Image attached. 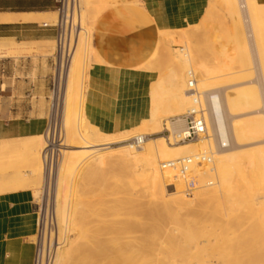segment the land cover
<instances>
[{"label":"bare ground","instance_id":"6f19581e","mask_svg":"<svg viewBox=\"0 0 264 264\" xmlns=\"http://www.w3.org/2000/svg\"><path fill=\"white\" fill-rule=\"evenodd\" d=\"M224 1H225V5L227 8L226 12L229 13L228 16L229 17L231 16L233 18L232 29H231L233 34H232V37L230 36V44L225 46V48L223 47L224 50L220 48L221 49V51L219 52V57H220L219 63L220 64L218 63L220 66H218V68H217V66H215V68H217L216 72H215V68H214L215 74H212L210 71V70H213L212 69L213 67L206 68L209 66V64H207L208 66L203 65L204 62L201 60L200 57H198L199 52H198V54L194 52L197 49H198L197 51H199V48H198L199 46L197 44H196L197 46L194 45L195 43L190 41L189 39L184 40L185 41L184 44L186 45L185 47L180 48V49H173L172 50L173 53L166 49V51L172 53L171 56L168 55V53H167V55H168V57L169 56L171 57V59L169 58V60L171 61L172 65H175L172 67L174 69H171L169 73L166 72L168 74L166 76V79H161L160 81L157 80L158 84H157L156 88H154L155 86L153 87L155 90L152 88L153 94L151 92L150 93H151V96L153 95L154 99L152 97H151V99H152V101L154 100L153 101L154 105L151 102L152 103V109H151L152 111H150L151 117L148 120L143 121L142 124L137 127V128H140L139 131L141 134L138 131H135V133L136 132H138V133L133 135V136H130L131 133L130 134L128 133L129 130H128V132L125 131L129 134L128 136H117L119 133L118 134H107V133L100 131L97 127L90 125L88 123V121H87V123L86 122L85 123L90 125V126L88 125L89 128L91 126H93V128L87 129L86 128L87 125L85 126V124L83 122L84 119L87 120V118L85 116V93H86V90L88 87L89 69L92 66L88 62L92 60V50L94 49V46H93L94 44H92V35L90 34L89 31L93 30L94 25H92V23H89V22L87 23V21L85 23V17H84L85 11L84 10L87 9V5L89 2H83L84 3L83 7L81 5L80 23H81L82 31H81L79 37L77 38V40L75 41L74 47L71 50V52L69 54L65 55V60H66V57H68L67 58L68 62L65 63V61L62 60L63 58L61 60L59 59L61 61V63L58 60V65L61 64V67L58 68V73H59V83L58 84H60V86H61L60 82L63 79L66 80V82H65L66 88H65V93H64L65 95H64V100H63L64 124L63 123L62 124L66 128L65 130H66L68 135H66V138L63 139L64 141H62L59 145H57L56 140H54L55 139L54 135L56 134L55 133L56 128H55L54 130L51 129V130L47 131L46 133L44 132L45 134L37 135L35 137L30 136V138H28L26 141V148H27V152H28L27 158L29 160H31L32 162H35L38 164V165H36L34 163V167L36 165V169H38V170H36V171L33 170V168H34L33 167L30 171V174H32V176H34L35 174L37 175V172H38L39 176L43 174L42 172H44V171H42V169H44V166L46 167V165H45V162L47 160L46 157L50 156L51 160H49V159L48 160L51 162L55 158L58 160V161H56V163L59 162V165H58L59 167L56 169L57 172L56 173H55V171L53 172L56 174V191H55V201H54L53 206H54L56 222H57L56 230H57V226H58V238L60 237V234H61L63 237L62 238L63 240L61 242H58V239H56L57 237L55 238V233L53 232V234L51 236V241H53V239H54V242H55V256H54L53 264H72V263H74V264H103L104 262H106L108 264H231L234 260H237L239 258L244 259V264H256L260 261L262 263L263 258H264V250L261 251V250L257 249L259 251H255V247H257L256 244H259L260 246L264 244V211H263L264 209L261 210V207H262V205H261V207L258 208L260 210H258V209H257L258 211L253 210V211H256V213L254 212L256 215H255V219L252 222L251 229L249 227V230L247 232L243 233V231H242L240 235L238 234L239 236L236 238H238L239 241H237V243L234 244V242L232 241V237H231V234H233L234 231H231V230L234 228L237 229L236 227H238V229H241V227H243L242 226V225H244L243 221H245L247 218H249L250 213H248V212L253 209L252 204H257L258 202L257 203L255 202L256 201L255 197H254V199L250 198L251 200H249L247 197H246L247 199L244 198L245 196H243V194L244 193L247 194V191L251 192V193H248L249 194L248 197H252L251 194H252V191L254 189L253 188L251 189V187H248V189L245 188V191L243 194L239 193L238 195H236L237 198L233 197V198H236L235 200H237V204H238V206L235 205L236 210H234L233 205H234L235 201L232 199V195L230 194V191H229L232 188L231 181L233 178L232 172L230 170V166L233 163V159L235 157H238V153H236V152H238L239 150H242L243 148H245L247 146H252V147L256 148L255 146H260V145L264 144V123H263L264 120L262 121L261 116H260L261 114H263V116H264V111H263V113H261V111H262L261 107H262V105H264V88H263L264 87V62H263L264 56L262 57V55H264V51H263V49H264V30L262 31L259 27V23H257L259 14L262 11V6H261V4H259L257 2V0H224ZM109 6H112V5H110V3H109ZM25 16L26 15H24V19H25ZM36 16H37V18L38 17L41 18L40 17L41 15H37V14L36 15H30L27 18L32 20V19H35ZM11 19H13V18H11ZM2 20H3V18H2ZM5 22H6V20H5ZM56 23H57V20H56ZM52 24L50 25L46 22L43 23V25H48V26L55 25V24H53V25ZM86 24L90 25V27H89L90 30L86 29L88 27L85 28L84 25H86ZM243 26H245V27H243ZM244 29H245V31H244ZM246 30L248 32V34H247L249 36L248 38H250V39H248L246 37V33H245ZM93 31H92V33H93ZM82 35H85V36L83 37ZM112 39H113V36H112ZM115 39H116V37H115ZM167 39L168 40L169 39L174 40V39H176V37L175 38L170 37ZM248 40H251V42L249 41L251 45L248 43ZM186 41H190V43H187ZM191 42L193 44H191ZM19 45H21V44L17 43V42L2 43V44H0V50L4 49V50L8 51L9 52L8 56H10V54L15 55L16 52H18L17 48L19 47ZM157 46H158V44H157ZM157 46H154V43H153L149 47H147V49L142 51L140 53V60H145V61L148 60L146 62V65L149 64L150 63L149 60L150 59H151V61L153 60V57L150 58V56L153 55V50ZM190 46H192L193 48H195V47L196 48L192 49ZM248 46H251V50H253V51H250V47H248ZM232 47H234L236 49V53H237V54H235V52L232 50L231 54L234 52V54H232L233 56L229 53V51L231 50L230 48H232ZM156 50H157V48H156ZM156 50L154 51V53H157ZM157 51H159V50H157ZM160 51H159V53H160ZM93 52H94V50H93ZM193 54L194 55L196 54L198 56L195 55V58H194ZM250 54H256L257 55V57H258L257 59L259 61L258 64L261 66V69H262V72L260 70V72L258 74L259 75L258 81H259V79H260V81L261 80L263 81V83H260V85H262V88H263V90H262L263 92H261L262 95L259 93V91H260L259 90V87H260L259 84H256L255 82L253 83L254 84L253 86L251 85L252 84V82H251V84H250L251 87H249L245 82H244L245 86H244V84L240 85L238 83L240 85L239 87L244 86V88L243 87H241V88H243L245 90V91L240 90V92H237V91H239L237 89L235 91V87L238 86L237 84H234L235 81H234V83H230V84L224 83V79L230 80L231 78L234 79V77H235L234 76L236 73V72H234L235 69L234 70L232 69V67H234V66H231L232 62H234L233 61L234 55H236L235 61L242 63L244 65H246V64L250 65L252 62L251 57H253V56H250ZM93 55H94V53H93ZM256 55L254 56L255 57V60L253 59L254 61L257 60ZM157 58L154 59L153 62H155L157 60ZM196 58H197V60H200L201 62H203V63L200 62L203 66H201V64L198 65L199 63H195ZM153 62H151L152 64L150 63L149 66L153 65ZM255 64H257V63H255ZM172 65L170 64L169 66H172ZM176 66L177 67L181 66L183 68V70H185L187 72V76H189L190 79H188L185 75H184L185 76L184 77L179 72L180 69L177 68ZM143 67H144V65H143ZM143 67H141V69ZM151 67L153 68L154 66H151ZM165 67H167V66L165 65ZM188 67H190L189 70L187 69ZM149 68L150 67L147 66L143 69L148 70ZM250 68H252V67H250ZM250 68H248V69L252 70ZM253 71L254 70H252V72L249 71V72H244V73H247V74L249 73L248 75L250 76V73L252 75ZM257 71H259V70H257ZM241 72L242 71H240V73ZM208 73L215 75V77L218 75L217 76L218 78L217 77L216 78H217L218 82L220 81L219 86H217L218 85L217 82L215 85L217 87H215V86L212 87L209 84V82H208L209 79L206 78L208 75H210ZM216 73H217V75H216ZM238 75H239V73H238ZM185 79L187 80V82ZM233 79H232V81H233ZM243 80H244V78H243ZM236 81H238V80H236ZM240 81L241 80L239 79L238 82H240ZM258 81H256V82H258ZM242 83H243V81H242ZM65 84H63V85H65ZM255 84L258 85L257 88H256ZM186 85H187V89H186ZM209 86H211V87H209ZM249 88L250 89L252 88V89L250 90ZM262 88H260V89H262ZM75 89L79 93L77 95L81 94V98L80 97L79 98H80V100L82 99L81 101H82V109L83 110H80L79 112H81V111L84 112V115L81 117H78V116L73 117L74 109H72L73 115L70 112L72 106L74 105V101H75V100L73 101V105H72L71 101L74 99V98H72L74 96V95L72 96V94L75 91ZM256 89H258V90H256ZM254 90H256V91H254ZM62 91H64V90H62ZM256 92H258L259 94ZM259 95L262 97H260ZM61 99H62V97H61ZM75 99H76V96H75ZM56 100H58V99H56ZM77 100H78L77 102L79 103V99H77ZM195 103H199L201 106L205 107V109H204V110H206L205 116L207 118V134L204 137H202L199 140V142L177 144V143H172V141L167 142V141H169L168 138H166L163 135H160V136L152 138V139L147 136L150 134L148 132L149 130H152V133H159V132L163 131L162 125H161L162 124L161 123V119H162L161 116L162 117H163V115L166 116V113L162 114L161 112H163L164 110H167L170 112L173 110L174 111H183L184 109H190L193 106V104H195ZM76 107H78V106H76ZM76 107H74V108L76 109ZM79 109H80V106H79ZM244 109H246V110L244 111ZM57 113H59L58 109H57ZM71 115L74 119H71ZM167 115H169L168 112H167ZM170 115H173L172 112L170 113ZM180 115H181V113H180ZM173 117H175V116L173 115ZM166 119H168V118H166ZM55 121H57V120H55ZM162 121H164V120H162ZM166 121H165L166 123L164 124L165 129L170 130L172 136L179 134L180 132H182L184 130L185 125H184V121L182 120L181 117H178L177 119H175V121H174V119H172L170 117ZM52 123H54V122H52ZM58 130H60V129H58ZM132 130H134V128H132ZM120 133L122 134L123 132H120ZM140 135H143L146 137L140 146H134L133 144L126 143V141H128L130 138L135 137V136H140ZM113 144H116V145L118 144V145L113 148V146L111 147V145H113ZM213 144L216 146V148H214L215 146ZM227 144H229L230 148L224 149V147ZM62 146L65 148H63ZM72 147L76 148V149H72ZM208 148H209V152L207 150ZM247 148H250V147H247ZM260 148H261V151L264 149L262 147H260ZM210 149H211V151H210ZM213 149H215V150L217 149V150L214 151ZM252 150L254 151V149H250L251 153H252ZM72 151L79 152L75 156L79 155L81 157V159H79L80 158L79 156H78L79 160L73 159L71 154H68ZM203 153L210 154V161L209 162L200 161L198 159L195 160L196 158H198ZM251 153L246 157L247 160L238 164V167L240 169H244L246 167L253 166L255 168V172L256 173L259 172L260 178H261V180H263L264 179V173H263L264 156H263L262 152H261L262 155L260 154V152H258V153L254 152L252 154ZM52 158H54V159H52ZM188 158H190V159L193 158L194 160H193L188 172L185 174L181 173L178 165L174 166V167H164L163 166L165 163H168L170 161H180V160H184V159H188ZM89 160H91V162L92 161L96 162L97 166L98 165H102L105 167L110 166V168L115 167V165H117L116 162L123 163V166H124V164H132V166L137 165V168H138V166L141 167V169H140L141 172L139 174L144 178V181L147 182L148 187L151 189L152 197H153V195L159 194L162 196V198L165 201L164 212H163V210L160 209L161 211L159 213L156 214V212H154L155 214H153V216L156 215L154 217L157 218V219H154V221L157 225L156 227H158L159 230H161L162 232H163L162 229H163V226L165 223V219L166 218L170 219V217L172 215H173V217L171 219H174L175 218L174 214L176 213L175 212L174 214H172L173 209L167 203L169 201L165 200L167 186H174V190H175V192L172 193L171 195H169V193H167L169 195V197L172 195L174 196L176 194L178 196L176 198V201L179 204L180 203L185 204L188 200L191 202V199L194 198V197H191L189 199V198H186V196L184 197V195H183L184 192H186L185 191L186 187L192 185L193 186L192 190L195 191L193 194L196 197L195 200L196 201L198 200L197 203H199L200 205L203 206L202 211L205 213L206 218L212 219L211 223H207L208 221L205 219L206 222L204 220L203 223L201 221V223L195 222L194 225H192L190 223L188 224L189 228H193L195 230H192L190 232H186L185 233L186 235L184 234L185 236H183V237L187 236V238H188L187 241L191 242V243L193 240L194 241L196 240V236L200 237L199 239L197 237V240L192 245H191V243L189 244L190 245L189 251H191V250L194 251V249H196V251L186 252V251H184L185 250L184 249V250H182L183 253H181L183 255H181V257H178V258H171L172 257L171 256L170 259L167 258L166 260L165 259L162 260V258H161V260H154V259H148V257H147V259H145V260L141 258L143 260V261H141V259L136 260V259L131 258L134 256V254L132 256L131 251H128L130 253L131 257L128 256L129 253H127V251L124 250L125 247L129 244V242L127 240L128 244L126 246L124 244H126L127 242L126 243H124V241L123 242L121 241V243L118 242V244L124 243L123 246L121 245L124 249H122L120 245L118 246V244L115 243L117 248H116V246L115 247L113 246L114 250L112 251V253H108L107 255H105L103 252L105 244L103 245L102 239L99 237V235L98 236L96 235V231L94 230L95 233L93 234V231L91 230L92 226L90 224L92 222H90V219H89L90 218L89 212H88L89 210L87 209V206H89L88 203L85 206L86 202L81 203L84 201V200H82V201H80V206L82 205L80 208H78V205H75L76 207L74 206V208L72 209L71 208L72 204L67 202L68 199H67V201H65V199H64V192L66 189H68L69 186H71L70 185L71 183L64 176L63 171H65L66 168H65V170H63L62 162H65L66 165L70 168L85 166L86 170H88L87 172L85 170H84V172L82 171L83 172L82 175L84 174L85 176L80 177L78 175V177H80L81 181H82L83 179H85L87 177H90V176L93 177V176H96V174H97V170L92 169V167H94L96 165H93V163H92V165H90L91 163ZM112 162H115V163H112ZM65 163H64V165H65ZM208 163H211L213 165H209ZM53 164H54V162H53ZM88 165H90V166L87 167ZM51 166H52V163H51ZM124 167H126V165ZM129 167H130V165H129ZM130 168H132V167H130ZM49 169H52V168L49 167ZM102 170H103V168H102ZM50 171L52 172V170H50ZM27 172H26V174H27ZM98 174H100V173H98ZM206 174H208L210 176V179H211V177H213L212 179H214V177H215L217 181L214 182V180L211 181L210 179H209V181H206V179H208V178L205 179ZM134 175H135V173H134ZM137 175L138 174H136L135 177L140 176V175L139 176H137ZM250 175H251V180H252L254 175L253 174H250ZM70 177H71V174H70ZM82 177H83V179H82ZM49 178H51V177H49ZM32 179L36 180V178H34V177H32ZM97 181H96V183H97ZM256 181L257 180H255V182ZM72 182H73V180H72ZM33 183H34V181H33ZM36 183L37 182H35L33 185L32 181H31L30 184L28 183L29 184L28 186H30L32 184L33 187L36 188L35 189L36 193L40 194V192L38 190L42 189V187L39 188V186H40L39 184H41V183H39V181H38L39 184H36ZM49 183H51V182H49ZM81 183H84V181ZM73 184H74V182H73ZM77 184H79V183L77 182ZM133 184H135V183H133ZM136 184H137V182H136ZM2 185L3 184L1 183L0 188L3 187ZM32 185L30 187H32ZM212 185H215V187H213ZM209 186H211L212 188H209ZM73 187L74 186H72V188ZM130 188H132V187H130ZM43 189H45V188L43 187ZM77 190H79V189H77ZM0 191H1V189H0ZM43 191L45 192V190H43ZM43 194H42L43 197L42 196L41 197H42V201H44V203H45V201L48 200V198L50 197V194L48 192H47L46 196H44ZM75 194H77V193H75ZM262 194H264V193H262ZM36 195H38V194H36ZM38 196H40V195H38ZM154 198H155V196H154ZM166 199H168V197ZM263 199H264V197L262 195H259V201H262ZM193 201H194V199H193ZM196 201H194V202H196ZM76 203L79 204V202H76ZM260 203L261 202H259V206H260ZM94 204H96V203H94ZM262 204L264 205V202ZM171 205H172V203H171ZM243 208L247 209V210L242 213L241 210ZM262 208H264V207H262ZM96 209H97V207H96ZM254 209H256V208L254 207ZM161 212H163V213H161ZM150 213H153V212H149L148 215H150ZM145 215H146V213H145ZM145 215H143V216H145ZM150 216H149V218L153 219V217H150ZM253 217H254V215H253ZM253 217L251 216V218H253ZM38 218H39V216H38ZM103 219H105V218H103ZM146 219L147 218L145 217V220ZM176 219H177V221H179L180 218H176ZM142 220H144V219H142ZM148 220H150V219H148ZM154 221L151 222L152 225H153ZM248 221H250V220H248ZM182 222L183 221L181 220L178 223L183 224L184 222L183 223ZM93 223H92V225H93ZM138 223H136V224H138ZM145 223H147V222H145ZM167 223H168V221H167ZM139 225H137L138 228L141 226V225L140 226ZM152 225L150 224V226H152ZM90 226H91V228H90ZM93 226H96V225H93ZM177 226H179V225H177ZM233 226H234V228H232ZM156 227H155V229L157 230ZM128 228L129 227H127V229H125V231L123 230L124 227H122V229L121 228L120 229L123 230L124 232H126L129 230ZM99 229H100V227H99ZM120 229H118L116 231L119 232ZM245 229H247V227ZM132 231H134V230H132ZM102 232L104 233V231H102ZM102 232H101V234H103ZM120 233L122 235V231ZM119 234H118V236H120ZM132 234H135V233H132ZM152 235H154V234H152ZM182 235H183V233H182ZM147 237H148V235H147ZM128 238H130V237H128ZM132 238H134V237H132ZM143 238H145V237H143ZM236 238H234V239H236ZM104 240L107 241L106 239H104ZM131 240H133V239H131ZM142 241H144V240H142ZM234 241H236V240H234ZM145 242H147V241H145ZM132 244H135V243H132ZM138 245H139V242H138ZM141 245H139V246H141ZM186 245H187V243H186ZM148 246H150V245H148ZM128 247H131V246L130 245L127 246L126 249ZM142 247H144V246H142ZM262 248H263V246H262ZM131 249L134 252H136V248L133 247ZM144 249H145V247L140 249V250L144 251ZM208 250L215 251V254L217 255V257H216L217 259L214 258L216 255H214V257H213L214 259H213L210 256ZM143 251L141 252L142 254H144ZM146 251H148V250L146 249ZM146 251H145V253H146ZM148 252H150V250ZM179 252H181V250ZM139 254H138V256H139ZM138 256H135V258L136 257L138 258ZM140 256H139V258H140ZM145 256L146 255L144 254L143 258H145ZM150 256H152V254ZM156 256H157V254H156Z\"/></svg>","mask_w":264,"mask_h":264},{"label":"rangeland","instance_id":"374dc122","mask_svg":"<svg viewBox=\"0 0 264 264\" xmlns=\"http://www.w3.org/2000/svg\"><path fill=\"white\" fill-rule=\"evenodd\" d=\"M83 2H89L88 5H87V9L85 8L86 10H84L85 11V15H84L85 23L87 21V23L88 22L92 23V25H95L96 20L99 18V16L106 9H108V6H109V3L105 2L103 0H81L82 7L84 5ZM44 9L48 10V11H54L55 14H52V13L47 14L46 18H45V15H41L40 17L42 19H44L43 21H41V24L43 22H48L49 24H52V23L55 24L56 20H57V12L55 11V9L54 8H51V9L44 8ZM226 11H227V8H226L224 0H212V2H210V5H209V7L207 9L206 15L204 16L203 20L200 22V24H198L197 26H194L193 29H191V30H179V31H160L161 35L159 36L158 40L154 43V46H157V44H158V46L155 47V49L153 50V55L150 56V58L153 57V60L151 61V59L149 58L150 59L149 62L150 63L153 62L154 59H156L158 57L157 60L155 62H153V65L149 66L150 63L146 65V62L148 60H146V61L145 60H140V58H139L138 67L141 69V67H143V65H144L143 68L148 66L152 70H154V71H156L158 73L159 81L161 79H166V76L168 75L167 73H169L171 69H174L172 67L175 66V65H172L171 61L169 60V58L171 59L170 56L173 53L172 50L173 49H180V48L185 47L186 45L184 44L185 43L184 40H186V39H189L190 41L195 43V41L193 39H194V37H196L197 31H200V37H198V38H200L199 40H200V43H201L200 45H202L201 47H204L203 52H205L206 57H207V53L210 52L209 51L210 48H212L214 46L224 50L225 46L230 44V36L232 37V34H233V32L231 30L232 29L233 18L231 16L229 17L228 16L229 13H227ZM257 23H259V27L263 31L264 30V7L263 6H262V11L259 14ZM86 25H84L85 28L88 27L86 29L90 30V28H89L90 25H87V26ZM243 27H245V26H243ZM93 30H94V26H93ZM92 31L90 30L89 32L92 35V44H93V33H92ZM244 31H245V29H244ZM245 33H246V37L248 38L249 36L247 35L248 34L247 30H246ZM55 34H56V30H55ZM82 36L84 37L85 35H82ZM169 36L170 37H174V38L176 37V39H174V40L169 39L168 40L167 38H170ZM248 39H250V38H248ZM13 41L16 42L15 40H13ZM190 41H186V42L190 43ZM249 41L251 42V40H248V43L250 44ZM192 42H191V44H193ZM20 43H22V44L19 45V47L17 48L18 52H16V54L14 53L15 55L12 54L13 56L11 54H10V56H8L9 52L4 50V49L0 50V90H2V94L11 95L12 96L11 100L14 102V104H17V105L23 104L25 106V109H26L29 117H38V118L43 119L45 121V123H46V131H44L45 133L47 131L51 130V129L54 130L56 128L55 129L56 130L55 131L56 134L54 135L55 136L54 140H56V144L59 145L62 141H64L63 139L66 138V135H68L66 130H65L66 128L63 125L64 124V116H63L64 115V111H63L64 110L63 109L64 105H63V100H64V95H65L64 93H65V88H66V84H65L66 80L63 79L60 82L61 86H60V84H58L59 83V75H58V72H57L56 66H55V39L53 41H40V42H35V43L20 42ZM194 45H196V44H194ZM190 47L192 49L196 48L195 46H194L195 48H193L192 46H190ZM248 47H250V51H253V50H251V46H248ZM156 48L159 51L161 50L160 51L161 54L159 53V51L156 50ZM166 49L168 51L172 52V53L166 51ZM221 49L219 50V52L221 51ZM230 49H231L229 51L230 54H231L232 50L235 52V54H237L236 53V49L234 47H232ZM93 50H94V52H93ZM93 50H92V60H91L92 62L89 61L88 63L90 65H93L94 63H104V61L98 55L96 50L95 49H93ZM155 50H156L157 53H154ZM197 50H195V51L193 50V51L198 54L199 51H197ZM263 51H264V49H263ZM234 52L232 54H234ZM93 53H94V55H93ZM167 53H168V55H170L169 57H168ZM195 55L193 56L194 58H195ZM255 55L256 54H250V56H253V57ZM196 56H198V55H196ZM263 56L264 55H262V57ZM253 57H251L252 62H251L250 65L249 64L244 65L242 63H239V62L235 61L236 60L235 59L236 55H234V59H233L234 62H232L233 65L231 64V66H234V67H232V69L233 70L235 69L234 70V72H236L235 75H234L235 77H234V79L231 78L230 80L229 79H226V80L224 79V83L225 84H230V83H234V81H235L234 84L238 85L237 87H235V91L237 89V90H239L237 92H240V90L245 91L243 89L244 86H245L244 82L249 87H251L250 86L251 82H252V84H251L252 86L254 85L253 83L255 82L256 84H259V86H260L259 87V90H260L259 93L262 95L261 92H263L262 90H263L264 87L262 88V85H260V83H263V81L262 80L260 81V79L258 81V78H259L258 74H259L260 70L262 72V69H261V66L258 64L259 61L257 59L258 58L257 55H256V59H257L256 61H254L255 57L254 58ZM197 58H196V62L195 63H199L198 65H200L201 63L204 62L203 65L204 66H208L207 65L208 64L207 61H205L204 59L201 58V60L203 61V62H201L200 60H197ZM215 58H217L216 64H218L219 61H220L219 60V58H220L219 55H215ZM208 59H210V57ZM263 59H264V57H263ZM166 63L167 64L169 63V64L167 65ZM255 63H257V64H255ZM170 64L172 66H169ZM219 64L217 65V68H218V66H220ZM165 65L167 67H165ZM203 65L201 64V66H203ZM151 66H154V67L152 68ZM211 67L212 66L209 65L206 68H211ZM250 67H252V68H250ZM150 68L148 70H151ZM177 68L180 69L179 72L183 76L185 75L188 79H190L189 76H187V72L185 70H183V68L181 66H178ZM189 68L190 67H188L187 69L189 70ZM214 68H212L213 70H210L212 74H215L214 73ZM217 68H215V72L217 71ZM248 68L254 70L252 75L250 73V76L248 75L249 73L248 74L244 73V72H249V71L252 72V70H249ZM256 69L259 70V71H257ZM144 70H147V69H144ZM240 71H242V72L240 73ZM238 73H239V75H238ZM208 74H210V73H208ZM212 74H210V75H208L206 77V78L209 79L208 80L209 84L213 87V86L216 85V82H217L218 83L217 86H219L220 81L218 82V80H217V78H218L217 77L218 76L217 73H216V75H217L216 77L217 78L215 77V75H212ZM243 78H244V80H243ZM232 79H233V81H232ZM239 79L241 80L240 81L241 83L243 81L242 84L240 82H238ZM187 80H186V82H187ZM236 80H238V81H236ZM256 81H258L259 83L256 82ZM238 83L240 85L244 84V86H241L243 88L239 87L240 85ZM63 84H65V85H63ZM211 86H209V87H211ZM217 86H215V87H217ZM257 87H258V85H256V88ZM260 88H262V89H260ZM186 89H187V85H186ZM62 90H64V91H62ZM256 90H258V89H256ZM256 90H254V91H256ZM256 93H258V92H256ZM77 94H79V93L75 89V91L72 94V96L74 95L72 97L74 99L71 101L72 105H73V101L74 100L75 101H74V105L72 106L71 111H70L71 114L73 115V110L72 109H74L73 117H77V116L81 117V116L84 115L83 111L79 112L80 110H83L82 109V101H81L82 99L80 100L81 94L80 95H77ZM75 96H76V99H75ZM61 97H62V99H61ZM260 97H262V96H260ZM56 99H58V100H56ZM77 99H79V103L77 102L78 101ZM76 106H78V107H76ZM79 106H80V109H79ZM263 106L264 105H262V107ZM74 107H76V109ZM262 107H261V110H262L261 113H263V111H264L263 110L264 107L263 108ZM57 109H58L59 113H57ZM187 110L188 109H184L183 111H174L173 110L171 112L176 117V116L180 115V113L181 114L185 113ZM245 110L246 109H244V111ZM167 112H168L169 115H167ZM171 112L167 111V110H164L163 112H161L162 114L166 113V116L163 115V117H162L160 115L161 118H162L161 119V123H162L161 125H162V130L163 131H161L159 133H152V130H149L148 132L150 134L147 135L148 137H150L152 139V138L158 137L160 135H163L166 138L169 136L170 133L167 131V129H165L164 124L167 122L166 120H168L170 117L173 118V115H170ZM72 115H71V119H74L72 117ZM260 116H261V120L263 121L264 120L263 114H261ZM166 118H168V119H166ZM55 120H57V121H55ZM162 120H164V121H162ZM87 121H88V119L87 120L84 119L83 122H84L85 126L87 125L86 128L88 129L89 128L88 125L89 124L92 125V124L89 121H88L89 124H86ZM52 122H54V123H52ZM263 123H264V121H263ZM91 128H93V126H91L89 129H91ZM58 129H60V130L62 129L63 131L62 130L60 131ZM139 130H140V128L136 127V128H134V130L131 129V131L129 130V132L128 131L127 132L129 134L130 133L132 134V135L130 134V136H133V135L137 134L138 132L140 133ZM135 131H138V132L135 133ZM44 132L42 134H45ZM127 132H123L122 134L119 132V134L118 133H115V134H118L117 136H128L129 134ZM27 139L28 138L16 139V140L0 139V176H1L0 177V182L3 184L2 185L3 187L0 188L1 191H2V192L0 191V194L7 193V192H12V191H17V190H21V189H30L34 193V197H35V200H36V210H37V204L41 205V201H42V197H43L42 194L43 193H44L43 195L46 196V194L48 192L50 194V197L48 199L50 200V202H52L54 204L55 191H56V174L55 173L57 172L56 169L59 167L58 166L59 162L56 163V161H58L56 158L55 159L52 158L54 160H52V162H51V161H49V160H51V157L50 156L46 157L47 158V160L45 162L46 167L44 166V169H42V171H44V172H42L43 174L39 176L38 172H37L38 176L36 174L34 176H32V174H30V171L34 167V163L35 162H32L31 160H29L27 158L28 157V152H27V148H26ZM167 142H169V141H167ZM197 142H199V141H197ZM126 143L132 144L129 141H126ZM182 144H185V143H182ZM117 145L113 144V145H111V147L113 146V148H114ZM247 147H250V148H247ZM247 147H245L242 150H239L238 152H236V153H238V157H235L233 159V163L230 166V170L232 172V177L233 178H232V181H231L232 188L229 191H230V194L232 195V199L235 201L234 205H233L234 210H236V208H235L236 206L235 205L238 206L237 200H235L237 198L236 195H238L239 193L243 194L244 191H245V188L248 189V187H251V189L252 188L254 189L252 191V194H251L252 197H248L249 196L248 193H251V192L247 191L248 195L246 193H244L243 194V196H245L244 198L247 197L249 200H251V199H254V197H255V200H256L255 202L256 203L258 202V203L257 204H252V208L253 209L248 212V213H250L249 214L250 216L245 221H243L244 225H242L243 227H241V229H238V227H236V226L235 227L237 229H235L234 226L232 227L234 229H232L231 231H234V233L231 234V237H232V241L234 242V244L237 243V241H239L238 238H236V237H238L241 234L242 231L244 233V232H247L249 230V227L251 229L252 222L255 219V215H256L255 214L256 211H253V210H257L259 207H261V205H262V207H264V205L262 204L264 202V199L262 201H259V195H262L264 197V194H262V193H264V189H263L264 188V179L261 180L259 172L256 173L255 172V168L253 166H249V167H246L244 169H240L238 167V164H240L241 162L247 160L246 157L251 153L250 149H254V151L252 150V153L260 152V154H261V152H262V154L264 156V149L261 151V148H260V147L264 148V144H262L260 146H255L256 148H254L252 146H247ZM63 148H65V147H63ZM214 148H216V146ZM229 148H230L229 144H227L224 147V149H229ZM72 149H76V148L72 147ZM207 150L209 152V148ZM213 150L216 151L215 149H213ZM210 151H211V149H210ZM75 152L72 151V152H70L68 154H71V156L75 160L76 159L77 160L81 159V157L79 155L78 156L80 158L78 156H75L79 152H77V151H75ZM89 161L91 163L90 165H92V163H93V165H96V166L92 167V169H96L97 170V174H96V176H93V177L90 176V177H87L85 179H83V177H82V179H83L82 181H81L80 177L81 176H85L84 174L82 175V173L84 172V170L86 172L88 171V170H86L85 166H83V167L79 166V167H76V168H73V167L70 168V167H68L66 165L65 162H62L63 170H65V168H66V170L63 171L64 176L71 183L70 184L71 186H69L68 189H66L65 192H64V199H65V201H67V199H68L67 202L72 204V205L70 204L72 209L74 208L75 205H78V208H80L82 206V205L80 206V201H82V200H84V201L81 202V203L86 202L85 206L88 203L89 206H87V209L89 210L88 212H89L90 222H92V223L94 222L93 225H96V226H93L92 223H91L90 225L92 226V228H91V226H90V228L93 231V234L96 231V235L97 236L99 235V237L102 239L103 245L105 244L104 245V251H103L105 255H107L108 253H112V251L114 250L113 246L115 247L116 244H118V242L121 243V241L122 242L124 241V243H126L127 240L129 242V244H128V242L126 244H124V243L123 244L125 246L128 244L127 246L130 245L131 247H128L126 249V247H127L126 246L125 249H124L122 247L123 244H118V246L122 245L121 248L124 249L125 251H127V253H129L128 251H131L132 256H133V254H134V256L131 257L130 253H129L128 256H130L131 258L136 259V260H139L141 258L145 260V259H147V257H148V259H154V260H161V258H162V260H164V259L166 260L167 258L170 259L171 256H172L171 258L181 257V255H183V254H181V253H183L182 250H184V249H185L184 251H186V252H192L193 251V250L189 251V247H190L189 244L191 242L187 241L188 240L187 236L183 237V236L186 235L185 234L186 232H190L192 230H195L193 228H189L188 224L190 223V224L194 225L195 222H197V223L200 222L201 223V221L203 223L205 219L208 221L207 223H211L212 222L211 221L212 219L206 218L205 213L202 211L203 210V206L200 205L199 203H197L198 200L197 201L195 200L196 197L193 195L194 192H195L194 190H193V193L191 195H188L186 192H184V194H183L184 197L186 196V198H189V199L191 197H194V198L191 199V202L188 200L185 204L184 203L183 204H181V203L179 204L176 201V198L178 197L176 194H175L176 196L172 195V196L169 197V195H171L172 193L175 192L174 186H167L166 196L165 197L166 198L168 197V199L165 198V200L169 201L167 203L173 209L172 210L173 211L172 214H174L175 212L176 213L174 214V217H175L174 219L175 220L171 219L173 217V215H172L170 217V219H168V218H166L167 220L165 219V223L163 222L164 223V226H163V229H162L163 232H164L163 233L161 230H159L158 227H156L157 225H156L154 219H157V218L154 217L156 215L153 216V214H155L154 212H156V214H157L161 210H163V212H164L165 201L162 198V196L159 195V194L158 195H153V197H152L151 189L148 187L147 182L144 181V178L139 174L141 172L140 171L141 167L138 166V168H137V165H135V166L133 165L132 166V164H124V166L126 165V167H124L123 163L116 162L117 165H115V167H113V168L112 167L110 168V166L109 167H107V166L105 167V166H102V165H98L97 166L96 162H94V161L91 162V160H89ZM53 162H54L55 165L53 164ZM51 163H52V166H51ZM64 163H65V165H64ZM112 163H115V162H112ZM35 164L38 165L37 163H35ZM208 164L209 165H213L211 163H208ZM36 165L33 168V170H35V171L38 170V169H36ZM90 165H88L87 167H89ZM129 165L132 168H130ZM49 167L52 168V169H49ZM102 168H103V170H102ZM50 170H52V172ZM54 171H55V173H53ZM26 172H27V174H26ZM98 173H100V174H98ZM134 173H135V175L138 174L137 176H139V175L140 176L139 177H135ZM263 173H264V170H263ZM70 174H71V177H70ZM250 174L254 175L252 180H251V175ZM78 175L80 177H78ZM207 175L208 174H206V176ZM206 176H205V179L208 178V179H206V181H209L210 176L209 175L207 177ZM32 177L36 178V180H33ZM49 177H51V178H49ZM212 178L213 177H211V179H210L211 181H213V180H214V182L217 181L215 177H214V179H212ZM72 180H73L74 184H73ZM255 180H257V181L255 182ZM31 181H32L33 185H34L35 182H37L36 184L41 183L43 185V186L41 184H39L40 186L38 185L39 188L42 187V189L38 190L40 192V194L36 193V191H35L36 188L33 187L32 184H31L32 187H30L31 185L28 186L31 183ZM33 181H34V183H33ZM38 181H39V183H38ZM83 181H84V183H81ZM96 181H97V183H96ZM49 182H51V183H49ZM77 182L79 184H77ZM136 182H137V184H136ZM1 183H0V186H1ZM133 183H135V184H133ZM72 186H74V187L72 188ZM212 186L215 187V185H212ZM43 187L45 189H43ZM130 187H132V188H130ZM209 188H212V187L209 186ZM77 189H79V190H77ZM43 190H45V192ZM75 193H77V194H75ZM167 193H169V195ZM36 194H38L40 196H38ZM154 196H155V198H154ZM233 197H236V198H233ZM193 199L196 202H194ZM76 202H79V204L76 203ZM259 202H261L260 206H259ZM94 203H96V204H94ZM171 203H172V205H171ZM96 207H97V209H96ZM254 207L256 209H254ZM262 207H261V210L264 209ZM242 210H241V212L243 213L247 209L243 208ZM258 210H260V209H258ZM149 212H153V213H150L151 216L148 215ZM163 212H161V213H163ZM145 213H146V215H145ZM143 215H145V216H143ZM253 215H254V217H253ZM149 216L153 217V219L149 218ZM251 216L253 218H251ZM145 217L147 218L146 220H145ZM103 218H105V219H103ZM176 218H180L179 221L182 220L184 223L182 222L183 224H179L178 223L179 221H177ZM142 219H144V220H142ZM148 219H150V220H148ZM151 219L154 221L153 225L151 223V222H153ZM206 220H205V222H206ZM248 220H250V221H248ZM167 221H168V223H167ZM145 222H147V223H145ZM136 223H138V224H136ZM150 224L152 226H150ZM137 225H139L140 227L138 228ZM177 225H179V226H177ZM99 227H100V229H99ZM122 227H124V229H123L124 231H125V229H127V227H129L128 228L129 230L124 232L123 230H121ZM155 227L157 228V230L155 229ZM246 227H247V229H245ZM118 229H120L119 232L116 231ZM101 230L104 231V233ZM132 230H134V231H132ZM121 231H122V235L120 233ZM130 231L132 233H135V234H132ZM101 232L103 234H101ZM182 233H183V235H182ZM118 234L121 237L118 236ZM152 234H154V235H152ZM147 235H148V237H147ZM128 237H130V238H128ZM132 237H134V238H132ZM143 237H145V238H143ZM197 237H198V239L200 238L199 236H196V240H197ZM55 238L58 239V242H61L63 240L62 239L63 237H62L61 234H60V237L58 238V226H57V230L55 232ZM234 238H236V239H234ZM35 239H36V235L33 237V241L34 242H35ZM104 239H106L107 241H105ZM131 239H133V240H131ZM136 240L139 242V245H141V244L142 245L139 246L138 242ZM142 240H144V241H142ZM234 240H236V241H234ZM145 241H147V242H145ZM195 241L193 240L191 245L193 243H195ZM132 243H135V244H132ZM186 243H187V245H186ZM148 245H150V246H148ZM258 245L259 244H256V246L258 248L255 247V251H259V250L263 251L264 250V244L261 245V246L260 245L258 246ZM142 246L145 247L144 251L142 250L144 252V254L146 255L145 258H143L144 254H142L141 253L142 251L140 250V249L144 248ZM262 246H263V248H262ZM133 247L136 248V252H134L131 249ZM116 248H117V246H116ZM146 249L148 251L150 250V252L146 251ZM257 249H259V250H257ZM180 250H181V252H179ZM145 251H146V253H145ZM194 251H196V249H194ZM208 252H209V254H210V256L212 258L214 257V255H216L215 251L208 250ZM138 254H139V256L141 255L140 258L138 256ZM149 254L150 255L152 254V256H150ZM156 254H157V256H156ZM135 256H138V258L137 257L135 258ZM216 257H217V255L214 258H216ZM142 259H141V261H143ZM263 261H264V258H263ZM263 261H262V263L260 261V262H258L256 264H259V263L260 264H264ZM104 263L108 264L106 262H104ZM72 264H74V263H72ZM231 264H244V259L243 258H239L237 260H234Z\"/></svg>","mask_w":264,"mask_h":264},{"label":"crops","instance_id":"0c3cea01","mask_svg":"<svg viewBox=\"0 0 264 264\" xmlns=\"http://www.w3.org/2000/svg\"><path fill=\"white\" fill-rule=\"evenodd\" d=\"M103 1L112 6L95 22L93 46L104 63H94L89 69L85 116L100 131L115 134L138 127L151 117L154 104L151 93L159 75L138 67L140 53L158 40L160 31L191 30L200 24L212 0ZM257 2L264 7V0ZM44 8L55 9V0H0V44L13 40L53 41L55 29L44 27L45 22L41 24L44 19L27 18L55 14ZM196 35L199 57L214 68L220 48H210L206 57L198 38L200 31ZM11 99V95L0 90V139L41 135L46 130L45 121L29 117L25 106L14 104ZM37 229L38 213L32 190L0 194V264H34L33 237Z\"/></svg>","mask_w":264,"mask_h":264},{"label":"built area","instance_id":"2783aa9c","mask_svg":"<svg viewBox=\"0 0 264 264\" xmlns=\"http://www.w3.org/2000/svg\"><path fill=\"white\" fill-rule=\"evenodd\" d=\"M55 11L57 12V23L53 26L43 25L44 27H53L56 30L55 34V66L58 72V60L62 59L65 63L68 62L69 54L74 47L75 41L79 37L82 28L80 23L81 16V0H55ZM59 60V61H60ZM61 63V61H60ZM59 75V73H58ZM205 107L199 103L193 104L185 113L173 117L177 119L181 117L184 121V130L179 134L172 136L171 132L167 137L169 142L182 144L199 141L207 134V118L205 116ZM146 137L143 135L130 138L128 141L134 146H140ZM210 161V154L203 153L195 160ZM193 158H188L180 161H170L165 163L164 167L179 166L182 174L188 172ZM193 186L186 188V193L191 195L193 193ZM38 229L35 239V256L34 264H53L55 256V242L51 241L53 232L56 231V216L53 203L50 200L41 201V205L37 204Z\"/></svg>","mask_w":264,"mask_h":264}]
</instances>
